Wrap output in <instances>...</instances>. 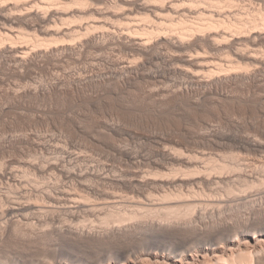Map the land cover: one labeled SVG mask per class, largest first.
I'll list each match as a JSON object with an SVG mask.
<instances>
[{"label":"clouds","instance_id":"clouds-1","mask_svg":"<svg viewBox=\"0 0 264 264\" xmlns=\"http://www.w3.org/2000/svg\"><path fill=\"white\" fill-rule=\"evenodd\" d=\"M261 221L264 0H0V245Z\"/></svg>","mask_w":264,"mask_h":264},{"label":"bare ground","instance_id":"bare-ground-1","mask_svg":"<svg viewBox=\"0 0 264 264\" xmlns=\"http://www.w3.org/2000/svg\"><path fill=\"white\" fill-rule=\"evenodd\" d=\"M262 222H257L254 229L247 230L241 238L247 239L249 244L259 235L264 236ZM223 231L227 246H235L229 238L230 230ZM74 246L81 249L89 247L95 253H89L92 254L90 256L86 253L87 257L83 254L85 252L78 254ZM98 246L101 251L96 250ZM27 248L31 253L32 248L25 244L0 245V264H39V257L30 258L28 251L25 252ZM219 253L214 236L155 226H139L133 231L117 233L103 240L66 228L55 231L47 245V256L53 264H213V257Z\"/></svg>","mask_w":264,"mask_h":264},{"label":"rangeland","instance_id":"rangeland-1","mask_svg":"<svg viewBox=\"0 0 264 264\" xmlns=\"http://www.w3.org/2000/svg\"><path fill=\"white\" fill-rule=\"evenodd\" d=\"M263 223H264V222H262V224H263ZM262 226H264V224H263ZM257 236H258V235H257ZM259 238H260V239H259ZM257 240H258V241H257ZM260 241H264V236L259 235L258 237H256V239L250 240V241H249V242H250L249 245H255V244L257 245ZM255 242H256V243H255ZM30 248H31V247H30ZM86 248H88V249L86 250ZM96 248H97V249H96ZM96 248H95V249L98 250V251L101 249L100 246H98V247H96ZM28 249H29V248H27L25 252L28 251V252H27L28 255H29V256L31 255L30 258H31V257H35V258L39 257V254L37 253L38 251L36 252V251L33 250V248H32V249H30V250H31V253H30V251H29ZM73 249H74V250L76 249V250H77L76 252H78V254H82L83 252H85V253H83V254H85L86 256H87L89 253H92V254H93V252L95 253V251H94V250L92 251V249H90L89 247H84V249H83V247H82V249H83V250H82L80 247H78V248L76 247V248H75V246H74ZM78 249L81 250L82 252L79 251ZM88 250H89V251H88ZM100 251H101V250H100ZM32 252H33V253H32ZM80 252H81V253H80ZM86 253H88V254H86ZM32 254H38V256H37V255H33V256H32ZM92 254H89L88 256H90V255H92ZM88 256H87V257H88Z\"/></svg>","mask_w":264,"mask_h":264}]
</instances>
